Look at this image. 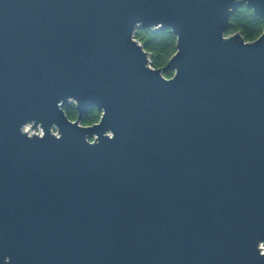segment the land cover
Returning a JSON list of instances; mask_svg holds the SVG:
<instances>
[{
    "label": "water",
    "instance_id": "95a60500",
    "mask_svg": "<svg viewBox=\"0 0 264 264\" xmlns=\"http://www.w3.org/2000/svg\"><path fill=\"white\" fill-rule=\"evenodd\" d=\"M243 6L264 19V0H0V264H264V30L226 36ZM138 27L177 36L165 67Z\"/></svg>",
    "mask_w": 264,
    "mask_h": 264
},
{
    "label": "trees",
    "instance_id": "16d2710c",
    "mask_svg": "<svg viewBox=\"0 0 264 264\" xmlns=\"http://www.w3.org/2000/svg\"><path fill=\"white\" fill-rule=\"evenodd\" d=\"M264 30V19L257 15L252 8L243 6L235 11L229 23L226 35L240 32L246 41L256 40ZM134 37L143 45L150 54L151 65L154 68H163L169 59L174 55L177 48V36L169 28L155 30L149 27H138L134 32ZM166 77L173 75L172 71H165ZM67 116L76 120L78 117L74 103H70L65 108ZM101 112L92 107L82 119L83 125H92L100 119Z\"/></svg>",
    "mask_w": 264,
    "mask_h": 264
},
{
    "label": "built area",
    "instance_id": "2783aa9c",
    "mask_svg": "<svg viewBox=\"0 0 264 264\" xmlns=\"http://www.w3.org/2000/svg\"><path fill=\"white\" fill-rule=\"evenodd\" d=\"M37 128H39L40 131H36ZM26 130H27V127H26ZM34 132H37V133L39 132V134H42L43 133V130H42V128L40 126H38V127L34 128Z\"/></svg>",
    "mask_w": 264,
    "mask_h": 264
},
{
    "label": "rangeland",
    "instance_id": "374dc122",
    "mask_svg": "<svg viewBox=\"0 0 264 264\" xmlns=\"http://www.w3.org/2000/svg\"><path fill=\"white\" fill-rule=\"evenodd\" d=\"M226 36H228V35H226ZM149 56H150V54H149ZM150 63H151V60H150ZM167 71H170V70H167ZM165 72V71H164ZM164 72H163V74H164ZM27 130H29V128L27 127ZM36 131H40V129L39 128H37L36 129ZM54 132L56 131L55 129L53 130Z\"/></svg>",
    "mask_w": 264,
    "mask_h": 264
}]
</instances>
